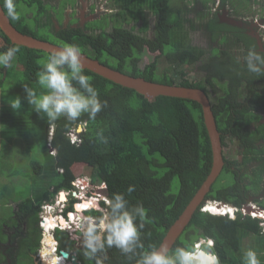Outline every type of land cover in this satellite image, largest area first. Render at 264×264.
<instances>
[{
    "label": "trees",
    "instance_id": "16d2710c",
    "mask_svg": "<svg viewBox=\"0 0 264 264\" xmlns=\"http://www.w3.org/2000/svg\"><path fill=\"white\" fill-rule=\"evenodd\" d=\"M115 2L124 10L123 16L126 20H133L135 24L141 22L143 31L149 18L147 10L157 18L158 43L151 45L152 50L160 47L179 49L185 45L184 30L189 24L186 16L190 5L193 6L192 9L200 6L203 8L202 12L197 13L202 26L209 30L223 28L215 17L210 18L207 13L208 6L215 3L213 0ZM225 2L222 0V5ZM239 2L235 1L233 6ZM12 22L15 24L14 19ZM17 26L20 31L29 33L22 29L23 25ZM194 27L193 23L191 28ZM31 35L47 40L38 33ZM59 38L65 45L79 46L82 53L94 56L114 70L144 78L149 82L174 84L173 81H164L153 73L152 67L146 73L140 71L138 62L145 40L131 31H119L114 36L102 35L97 42L82 31L60 34ZM15 46L19 48V61L33 72L37 80V73L42 69V61L45 60L43 57L48 58L50 54ZM89 46L93 53L88 49ZM153 65L156 68V64ZM224 70L220 67L214 74L210 72L208 80L219 81L224 77ZM84 74L91 77L90 82L98 90L100 99L108 102V107L103 109L94 121H89L87 115L82 116V124H70L61 118L50 126L43 113H36L34 108L28 105L24 86L18 85L12 89L11 93L22 101V106L17 109V130L14 133L8 130L9 127L0 128V138L3 141H0V145L7 143L12 148L14 146L11 144H18L19 138L28 141L32 135L42 142L46 156L44 164L38 161L32 163L35 178H42L49 173L47 170L50 168L57 173L54 181L43 180V184H47L41 187L44 190L41 195L36 194V199L29 197L18 202L16 214L18 218H27L28 222L37 227L42 206L52 201L61 191L73 190L74 181L82 177L89 167L93 174L90 173L91 177L85 175L94 182L103 183L106 189L104 193L109 199L113 194L120 193L124 194L132 206L143 204L148 217L142 241L146 249L153 244L161 246L168 231L203 186L213 167V152L204 124L202 107L190 100L170 97L146 98L88 70H84ZM24 85L31 87L30 84ZM183 86L195 88L190 85ZM197 87L205 90L200 84ZM33 89L38 93L42 90L39 85ZM212 109L219 130L225 132L229 121L226 114L230 110L227 97L217 98ZM79 126H84L83 131L77 135V140H74L71 133H77ZM51 128L53 131L50 136ZM100 131L103 132L106 143L97 137V132ZM253 149L255 152L256 149ZM261 159H264V155ZM77 165L81 167L80 171L76 172L74 168ZM262 171L264 172V165ZM234 180L232 186L240 190L241 184ZM217 184L213 186L206 200H233L227 187L216 188ZM130 186L134 191L128 193ZM236 201L235 205L240 207L244 199L241 197ZM200 209L201 207L186 229L185 235L191 236V239H180L175 247L184 246L194 238L206 236L214 239L222 264H242L243 253L249 248L257 252L258 259L264 264V232L260 221L245 219L242 216L231 220L202 213ZM113 255V264H135V259L129 261L115 247Z\"/></svg>",
    "mask_w": 264,
    "mask_h": 264
},
{
    "label": "flooded vegetation",
    "instance_id": "af4514ba",
    "mask_svg": "<svg viewBox=\"0 0 264 264\" xmlns=\"http://www.w3.org/2000/svg\"><path fill=\"white\" fill-rule=\"evenodd\" d=\"M213 1L214 7L219 4L215 10L213 7L212 10H207V13L210 18L215 17L223 28L209 30L206 26H202L197 13L202 12L203 8L200 6L192 9L191 5L186 16L189 24L184 30L185 45L179 49L160 47L152 50L151 45L158 43L157 18L154 16L153 22H149L148 19L143 31L141 22L135 24L133 20H126L123 16L124 10L115 0H17L19 19H15V24L11 18L9 19L14 28L22 34L39 39L31 35L38 33L47 39L39 40L59 46L65 45L59 35L72 31H82L96 42L102 35L114 36L119 31H131L132 34L145 40L138 62L141 72L146 73L152 67L151 71L161 79L174 82L168 86L190 85L195 88H185L202 90L208 95L212 107L217 98L226 96L230 110L226 114L229 121L225 132H221L217 124L222 141L224 167L214 185L220 181L224 172L241 184L240 190L234 188L233 184L227 185L228 194L234 201L206 200L211 189L199 208L201 207L202 213L227 217L231 220H236L239 216L258 220L261 226L264 225V172L262 171L264 159H261L264 155V74L249 73L243 66V61L249 48L255 47L259 52L264 53V0H238L240 2L236 6H233V3L237 0H231L230 3L229 0H225L224 5L222 0ZM0 2L3 7V0ZM236 8L241 9L236 10ZM4 11L7 15L6 9ZM146 13L151 14L149 10ZM219 13L226 16L219 17ZM193 23L195 27L191 28ZM16 24L23 25L22 29L29 33L20 31ZM202 34L209 43L204 40L205 46H196L195 38H199ZM12 46L15 45L0 29V51ZM88 49L93 53L91 46ZM19 55L17 53L10 68L0 67V93H3V87L8 85H12V88L18 85L23 87L24 84L37 87L38 83L33 72L21 64ZM88 57L96 59L91 55ZM145 57L149 60L146 61L147 63L144 62ZM237 57L240 63H237ZM223 62L225 64H222ZM142 63H145L143 67ZM153 63L156 64V68ZM220 67L225 69L224 77L217 82L209 81L210 72L214 74ZM196 73H203V78L196 81ZM194 75L195 79H193ZM199 84L205 90L198 88ZM78 134L73 137L77 139ZM253 148L256 149L255 152ZM251 178H256L257 181L252 183ZM241 197L244 201L239 207L235 204ZM52 201L48 203L56 206ZM106 201L102 203L101 211L92 216L102 214ZM210 206H214L218 211L225 209L224 207L230 208H226L227 211L229 210L227 213L216 215L209 210ZM13 207L14 225L6 223L7 221L0 216V220H4L0 221V264H23L26 259L31 264L114 263V247L107 249L106 253L89 257L85 254L83 236L80 240H75L72 232H58L59 229L45 231L41 226L40 216L36 227L34 223L28 222L27 218H18L16 214L18 206L13 205ZM186 229L177 242L180 239H191V236L185 235ZM198 235H201V231ZM49 237L54 240L52 244L48 241ZM214 248L216 250L215 241Z\"/></svg>",
    "mask_w": 264,
    "mask_h": 264
},
{
    "label": "clouds",
    "instance_id": "9594fccd",
    "mask_svg": "<svg viewBox=\"0 0 264 264\" xmlns=\"http://www.w3.org/2000/svg\"><path fill=\"white\" fill-rule=\"evenodd\" d=\"M3 7L11 19H19L17 0H3ZM19 52L16 46L0 51V67L10 68ZM237 63H240L237 57ZM43 67L37 73V83L42 89L39 93L31 87L24 85L28 105L38 114L43 113L50 126L64 118L70 124H82L81 117L87 115L89 121H94L97 115L108 107L106 100H101L98 90L90 82L91 77L84 74L81 49L75 44H66L51 53ZM243 66L252 74H264V53L255 47L249 48L244 57ZM11 108L17 110L22 106L20 97L10 100ZM102 142H107L103 132H97ZM75 139V138H74ZM77 140V139H76ZM87 177V176H82ZM90 178V177H89ZM92 179V178H91ZM76 181V180H75ZM74 181V182H75ZM92 180L87 190L86 198L73 197L66 212L81 216L79 228L75 227V217L66 216L70 221L75 240L82 238L85 254L96 257L97 254L106 253L107 249L117 248L129 261L135 259V264H222L218 252L214 248V241L206 236H200L184 246L169 249L166 245H149L145 248L142 233L148 213L143 204L130 205L124 194L116 193L109 199L104 193L103 183L99 187ZM73 189L76 188L73 185ZM134 191L128 188V193ZM66 192L61 191L66 200ZM59 198H61V195ZM97 199V200H96ZM107 200V201H106ZM106 207L101 215L92 216L101 211L102 203ZM87 203V204H85ZM77 206L81 209L78 211ZM91 214V215H90ZM217 215V214H216ZM40 216V215H39ZM264 228V225H261ZM99 264V262H98ZM242 264H261L258 254L249 248L243 253Z\"/></svg>",
    "mask_w": 264,
    "mask_h": 264
},
{
    "label": "water",
    "instance_id": "95a60500",
    "mask_svg": "<svg viewBox=\"0 0 264 264\" xmlns=\"http://www.w3.org/2000/svg\"><path fill=\"white\" fill-rule=\"evenodd\" d=\"M0 29L8 37L12 44L23 46L31 50L42 51L51 54L57 49L63 47L46 41L35 39L31 36L22 34L11 24L0 2ZM84 70H88L104 79L136 91L146 98L170 97L176 99L190 100L201 105L203 110L204 124L208 132L213 152V167L211 173L203 186L197 192L191 203L185 209L183 214L170 228L161 245H166L172 249L181 234L191 223L197 209L203 202L206 195L211 191L212 186L221 175L224 167V157L221 135L217 128L216 118L213 113L210 99L205 92L199 89H190L185 87L168 86L164 84L148 82L142 78H135L114 70L96 59H92L81 53ZM63 196V194H61ZM75 264H77L75 262Z\"/></svg>",
    "mask_w": 264,
    "mask_h": 264
},
{
    "label": "rangeland",
    "instance_id": "374dc122",
    "mask_svg": "<svg viewBox=\"0 0 264 264\" xmlns=\"http://www.w3.org/2000/svg\"><path fill=\"white\" fill-rule=\"evenodd\" d=\"M217 6L214 7V3H212L211 5L208 6V8L209 10H212V8L214 7V10H215ZM147 14L149 16L148 18L149 22H153L155 20V17L152 16L150 13H147ZM218 16L225 17L226 14L219 13ZM204 40H206L205 35L202 34L199 38L197 39L195 38V45L205 46ZM206 41L208 42V40ZM147 56L149 57V55ZM46 59L47 58H45V60L43 61H46ZM151 60L152 59H150V61ZM146 61H149V60L145 57L144 62ZM144 64L145 63H142L141 66L143 67ZM196 76H197L196 81L201 80L203 78V73H200V74L196 73ZM193 79H195V75L193 76ZM12 89H13L12 85L11 86L8 85L7 87L4 86L3 93H0V96L2 98L0 99V122H1L0 128L9 127L8 130H10V132H14L17 130L16 121H18L19 119L17 110L11 108L9 104L10 100H14L18 97L15 94H11ZM10 125L14 126V128H12ZM83 128L84 126L77 127V133L75 132L71 133L72 138L73 136H76V134L81 133L83 131ZM1 131L2 129L0 130V132ZM52 131L53 130L51 128L50 136L52 135ZM0 141H2L1 138H0ZM28 141L30 142L27 143ZM28 141H25L24 139L19 138L18 144H16L12 148H10V145L7 143L2 144V146L0 145V216L3 217L4 220L7 221L6 223L10 225L12 224L14 225V223H12V216H13V210H14L13 205H17L18 202L25 200L29 197L36 199V194L38 193V195L39 194L41 195L42 190H44L41 187L42 186L44 187L47 184V183L43 184L44 183L43 180L44 181H47V180L54 181V177L57 174L53 168H50L49 170H47L49 171V173L44 175L42 178L40 179L35 178L36 176H34V173H33L34 170L32 168L33 166L32 163L38 161L44 164L46 161V156H45L42 142L39 141L38 138L30 135ZM1 143H3V141ZM80 167H81L80 165H77L74 168V171L76 170L80 171L79 169ZM86 169L87 170L83 172L84 173L83 176H86V175L90 176V173L93 174V172L91 171L89 167H87ZM79 179H84V178H79ZM232 180L234 179H232L231 176H228L226 173H223L216 188L227 187V185H232L233 184ZM251 181L252 183H255L257 180L256 178L255 179L251 178ZM98 183L99 182H96L95 185H98L99 187L101 184H98ZM58 197L59 195L55 196L54 200L52 201L53 202L52 204H55L57 202L56 206L53 207L55 211L58 210V208H59L58 211H60L61 209L60 205L64 204V202L60 203V198L58 199ZM73 197L75 196L73 195L69 196V194L66 195V200L68 201L66 204V207H68L69 202L75 200ZM55 214H59V213H55ZM4 220H0V221H4ZM72 239H73L72 241H74V238ZM23 264H31V263L30 261L26 259L23 261Z\"/></svg>",
    "mask_w": 264,
    "mask_h": 264
},
{
    "label": "built area",
    "instance_id": "2783aa9c",
    "mask_svg": "<svg viewBox=\"0 0 264 264\" xmlns=\"http://www.w3.org/2000/svg\"><path fill=\"white\" fill-rule=\"evenodd\" d=\"M74 140H76V139H74ZM79 178H84V179H79ZM73 185L76 188V190L73 189L71 191H67L66 195L69 194V196L73 195V196L79 197V198H86L87 190L92 185V179L89 177H78L76 179V181L73 183ZM58 199H59V197H58ZM60 203H62V202L60 201ZM56 204H57V202H56ZM66 204L67 203L61 204L60 205L61 209H60V211H58L59 210V208H58V210H56L57 212L53 208L54 207L53 205H51L49 203L44 204V206L42 207L43 209L40 213V217H41L40 221H41V226L45 231H50L52 229H59L60 231H63V230L73 231L74 230V228L72 227V224L68 220H66L64 226L61 224V220H63V221L65 220V212L67 209ZM68 207H69V204H68ZM51 209H53V210H51ZM52 211H53V213H52ZM55 213H59V214H55ZM68 215L70 216V219H71V217L76 218V222L72 221V219H71V222H74L75 227L79 228V226H80L79 221L81 219V216L80 215L78 216L77 213L72 214V215H71V213H69Z\"/></svg>",
    "mask_w": 264,
    "mask_h": 264
},
{
    "label": "bare ground",
    "instance_id": "6f19581e",
    "mask_svg": "<svg viewBox=\"0 0 264 264\" xmlns=\"http://www.w3.org/2000/svg\"><path fill=\"white\" fill-rule=\"evenodd\" d=\"M64 197V196H63ZM65 198V197H64ZM85 204H87V203H85ZM225 209H223V210H221V211H218L217 210V208H215L214 206H210L209 207V210H212L211 212L212 213H219V214H221V213H227L228 211H227V209L226 208H230V207H224ZM81 209V207L80 206H77V210L79 211ZM230 212H233V210H230ZM61 224L63 225L64 224V221L63 220H61ZM64 226V225H63ZM48 241L50 242V244H52L53 242H54V240H53V238H51V237H49V239H48Z\"/></svg>",
    "mask_w": 264,
    "mask_h": 264
},
{
    "label": "crops",
    "instance_id": "0c3cea01",
    "mask_svg": "<svg viewBox=\"0 0 264 264\" xmlns=\"http://www.w3.org/2000/svg\"><path fill=\"white\" fill-rule=\"evenodd\" d=\"M12 146H15L14 144H11ZM214 214H219V213H214Z\"/></svg>",
    "mask_w": 264,
    "mask_h": 264
},
{
    "label": "snow or ice",
    "instance_id": "6c2138e0",
    "mask_svg": "<svg viewBox=\"0 0 264 264\" xmlns=\"http://www.w3.org/2000/svg\"><path fill=\"white\" fill-rule=\"evenodd\" d=\"M61 199L63 200V199H64V197H63V196H61Z\"/></svg>",
    "mask_w": 264,
    "mask_h": 264
}]
</instances>
